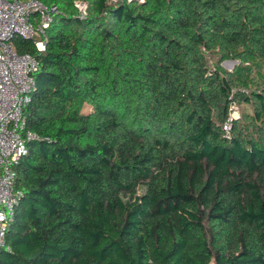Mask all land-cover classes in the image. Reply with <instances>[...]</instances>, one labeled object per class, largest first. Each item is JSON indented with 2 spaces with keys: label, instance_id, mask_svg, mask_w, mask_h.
Wrapping results in <instances>:
<instances>
[{
  "label": "trees",
  "instance_id": "obj_1",
  "mask_svg": "<svg viewBox=\"0 0 264 264\" xmlns=\"http://www.w3.org/2000/svg\"><path fill=\"white\" fill-rule=\"evenodd\" d=\"M39 1L0 264H264V0Z\"/></svg>",
  "mask_w": 264,
  "mask_h": 264
},
{
  "label": "built area",
  "instance_id": "obj_2",
  "mask_svg": "<svg viewBox=\"0 0 264 264\" xmlns=\"http://www.w3.org/2000/svg\"><path fill=\"white\" fill-rule=\"evenodd\" d=\"M78 15L86 16L87 3L74 1ZM57 13L55 6L39 0H0V249L5 247V234L14 215L22 191L15 187V166L26 153L25 141L38 139L25 130L23 110L30 103L34 90L33 75L38 70L35 58L18 54L12 39L32 41L37 52H44L46 31ZM236 105L232 102L225 122L224 137L229 139L232 122L236 120Z\"/></svg>",
  "mask_w": 264,
  "mask_h": 264
},
{
  "label": "rangeland",
  "instance_id": "obj_3",
  "mask_svg": "<svg viewBox=\"0 0 264 264\" xmlns=\"http://www.w3.org/2000/svg\"><path fill=\"white\" fill-rule=\"evenodd\" d=\"M87 8H88V4H87ZM86 14H87V10H86ZM224 61H234V64L232 65H228V64H224L223 62ZM220 63V67L227 71V72H230L233 70V67H235L236 65H238V61H235V60H224ZM239 90H241L242 92H244V90H242V88H239ZM246 93H248L247 91H245ZM235 105H236V120L235 121H238L239 123H244L245 126L249 125V121L244 117L245 115H251L252 114V109L250 106L244 104V103H241V104H238L235 102ZM91 110V107H85L83 112L84 113H87L88 111ZM245 118V119H244ZM248 129V128H247Z\"/></svg>",
  "mask_w": 264,
  "mask_h": 264
},
{
  "label": "water",
  "instance_id": "obj_4",
  "mask_svg": "<svg viewBox=\"0 0 264 264\" xmlns=\"http://www.w3.org/2000/svg\"><path fill=\"white\" fill-rule=\"evenodd\" d=\"M223 63H224V64H228V65H229V64L232 65V64H234V61H224Z\"/></svg>",
  "mask_w": 264,
  "mask_h": 264
}]
</instances>
